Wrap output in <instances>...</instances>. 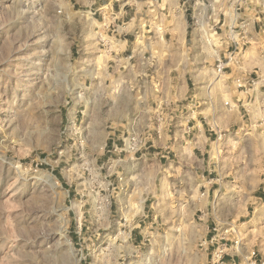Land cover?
I'll return each instance as SVG.
<instances>
[{
	"label": "rangeland",
	"instance_id": "obj_1",
	"mask_svg": "<svg viewBox=\"0 0 264 264\" xmlns=\"http://www.w3.org/2000/svg\"><path fill=\"white\" fill-rule=\"evenodd\" d=\"M90 31L66 0H0V264H222L217 244L224 264H264V128L218 134L201 204L199 178L159 142L127 149L148 129L88 59Z\"/></svg>",
	"mask_w": 264,
	"mask_h": 264
},
{
	"label": "crops",
	"instance_id": "obj_2",
	"mask_svg": "<svg viewBox=\"0 0 264 264\" xmlns=\"http://www.w3.org/2000/svg\"><path fill=\"white\" fill-rule=\"evenodd\" d=\"M66 1L89 19L88 59L102 61L103 82H123L134 100L130 111L140 108L135 127L151 131L150 139L166 149L161 156L187 163L186 170L200 180V203H211L218 134L228 131L236 138L261 127L264 118V83L246 90L235 82L255 68L264 72V5L246 0L231 8H205L202 16L204 8H190L188 0ZM233 45L242 50V69L227 62ZM217 60L226 62L222 75L215 71ZM121 127L122 138L126 124ZM263 197L264 192L255 196Z\"/></svg>",
	"mask_w": 264,
	"mask_h": 264
},
{
	"label": "built area",
	"instance_id": "obj_3",
	"mask_svg": "<svg viewBox=\"0 0 264 264\" xmlns=\"http://www.w3.org/2000/svg\"><path fill=\"white\" fill-rule=\"evenodd\" d=\"M204 39L209 42V37L207 36V33L204 31ZM241 49L239 47H237V45H233L229 52H228V56H227V62L231 61L232 64L238 68V69H242V65H241ZM237 54H239V56H237ZM226 69V62L222 61V60H217L216 65H215V71L217 72L218 75H222L225 73ZM253 75L250 76L247 79L241 78V77H237L235 79L236 85L238 87H242L244 89H252L255 88L256 86L260 85L261 83H264V72L260 69V68H255L252 71ZM260 124L261 126L264 128V118H262L260 120ZM151 137V134L149 131H146L144 136H139V135H132L130 138L126 139L125 145L127 146V149L132 151L133 153L139 151V149L142 147V145L144 146L145 144H147V142L149 141ZM141 143V144H140ZM126 149V150H127ZM214 230H216L215 228H213ZM213 238H211L209 241L212 242ZM207 240L204 239L203 241L199 242V246H204L206 245ZM235 244H238V241H235ZM216 249L218 250V258L216 261H219L224 264L225 262L223 261L221 255L219 253L222 252V250L224 249V247L220 244H217ZM237 249V247H236Z\"/></svg>",
	"mask_w": 264,
	"mask_h": 264
}]
</instances>
